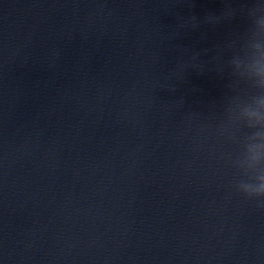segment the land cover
<instances>
[{
    "label": "water",
    "instance_id": "95a60500",
    "mask_svg": "<svg viewBox=\"0 0 264 264\" xmlns=\"http://www.w3.org/2000/svg\"><path fill=\"white\" fill-rule=\"evenodd\" d=\"M264 0H0V264H264Z\"/></svg>",
    "mask_w": 264,
    "mask_h": 264
},
{
    "label": "clouds",
    "instance_id": "9594fccd",
    "mask_svg": "<svg viewBox=\"0 0 264 264\" xmlns=\"http://www.w3.org/2000/svg\"><path fill=\"white\" fill-rule=\"evenodd\" d=\"M258 194L264 195V188L260 189V190L258 191Z\"/></svg>",
    "mask_w": 264,
    "mask_h": 264
}]
</instances>
